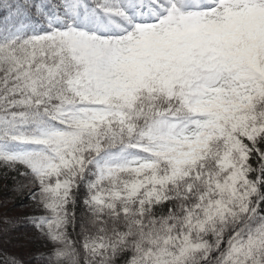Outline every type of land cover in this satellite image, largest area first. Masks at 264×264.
Masks as SVG:
<instances>
[{
    "label": "snow or ice",
    "instance_id": "snow-or-ice-1",
    "mask_svg": "<svg viewBox=\"0 0 264 264\" xmlns=\"http://www.w3.org/2000/svg\"><path fill=\"white\" fill-rule=\"evenodd\" d=\"M0 264H264V0H0Z\"/></svg>",
    "mask_w": 264,
    "mask_h": 264
}]
</instances>
